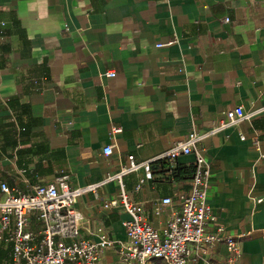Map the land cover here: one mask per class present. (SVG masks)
I'll use <instances>...</instances> for the list:
<instances>
[{"label": "crops", "instance_id": "1", "mask_svg": "<svg viewBox=\"0 0 264 264\" xmlns=\"http://www.w3.org/2000/svg\"><path fill=\"white\" fill-rule=\"evenodd\" d=\"M1 23L0 185L27 191L61 173L72 188L98 183L128 156L153 160L242 107L250 118L200 144L207 202L224 235L241 237L239 264H264V0H0ZM107 72L115 77H101ZM193 163V156L154 162L139 192L142 171L123 178L159 231L188 192ZM117 191L109 182L97 197L79 198L80 239L104 232L126 242L128 216L101 208ZM164 198L172 205L156 215ZM230 258L219 243L189 264ZM99 264L124 263L108 249Z\"/></svg>", "mask_w": 264, "mask_h": 264}, {"label": "built area", "instance_id": "2", "mask_svg": "<svg viewBox=\"0 0 264 264\" xmlns=\"http://www.w3.org/2000/svg\"><path fill=\"white\" fill-rule=\"evenodd\" d=\"M224 22L227 23L228 19ZM1 35L0 31V39ZM173 43L170 41L162 46ZM101 77L113 78L115 73L107 72ZM250 117L242 107L225 111L208 131L188 133L153 160L137 162L132 155L128 156L127 163L120 165L115 173L84 187L72 188L66 173H61L46 185H31L27 191L1 184L0 245L9 249V263L99 264L105 250L113 249L124 264H151L158 260L164 264H189L193 257L208 256L216 244L223 243L231 254L229 262L239 264L241 237L224 235L223 227L217 224L207 202L209 166L200 144L205 138L237 126ZM119 132V128L111 129L113 135ZM252 146L258 151L260 140L254 138ZM102 153L110 156L113 146L104 147ZM183 156L194 157L190 187L180 197L178 211L171 214L165 229L159 231L147 221L141 204L130 199L123 178L142 171L143 176L134 187V191L139 192L146 182L152 180L154 162L173 164ZM259 156L264 162V152ZM109 182H116L118 191L103 200L101 208L110 212L121 211L128 216L122 222L126 242L116 241L104 232L98 234L97 241L80 239L82 216L75 210V204L85 194L97 197L98 190ZM170 205L172 200L164 198L154 213L158 215L164 206ZM33 223L36 229L32 228ZM261 234L264 240V230Z\"/></svg>", "mask_w": 264, "mask_h": 264}, {"label": "trees", "instance_id": "3", "mask_svg": "<svg viewBox=\"0 0 264 264\" xmlns=\"http://www.w3.org/2000/svg\"><path fill=\"white\" fill-rule=\"evenodd\" d=\"M0 264H10L7 250H4L2 247H0Z\"/></svg>", "mask_w": 264, "mask_h": 264}]
</instances>
